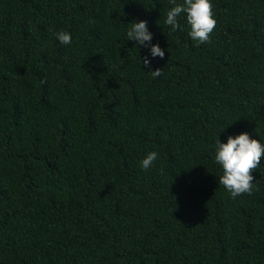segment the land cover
<instances>
[{
  "label": "trees",
  "instance_id": "1",
  "mask_svg": "<svg viewBox=\"0 0 264 264\" xmlns=\"http://www.w3.org/2000/svg\"><path fill=\"white\" fill-rule=\"evenodd\" d=\"M210 3L197 44L169 0H0V264H264V155L235 199L215 163L264 146V0Z\"/></svg>",
  "mask_w": 264,
  "mask_h": 264
},
{
  "label": "clouds",
  "instance_id": "2",
  "mask_svg": "<svg viewBox=\"0 0 264 264\" xmlns=\"http://www.w3.org/2000/svg\"><path fill=\"white\" fill-rule=\"evenodd\" d=\"M169 4L172 7L166 13L165 25L170 26L172 31L179 30L181 25L178 22V17L184 13L190 26L189 36L197 44L210 41V33L217 24L210 0H183L182 4L177 3L176 0H169ZM126 35L129 41H135L137 45L148 47L152 58H164L165 51L158 43L152 44L153 34L148 29L147 21L133 20ZM55 36L63 45L72 42L70 33L66 31H58ZM141 62L144 68L151 67L148 57H144ZM148 72L154 79L162 75L161 68ZM262 155H264V146L257 140L251 139L246 132H241L235 137L229 135L226 143H221L217 138L215 163L223 169V174L219 176V184L225 187L231 198L235 199L242 194L251 195L253 193L256 183H253L252 173L260 165ZM157 159V152H149L142 160L141 168L147 171Z\"/></svg>",
  "mask_w": 264,
  "mask_h": 264
}]
</instances>
